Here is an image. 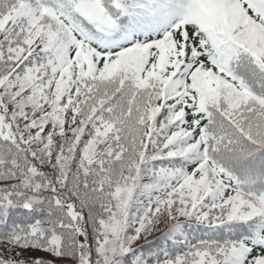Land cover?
<instances>
[{
  "label": "snow or ice",
  "instance_id": "obj_1",
  "mask_svg": "<svg viewBox=\"0 0 264 264\" xmlns=\"http://www.w3.org/2000/svg\"><path fill=\"white\" fill-rule=\"evenodd\" d=\"M0 264H264V0H0Z\"/></svg>",
  "mask_w": 264,
  "mask_h": 264
}]
</instances>
